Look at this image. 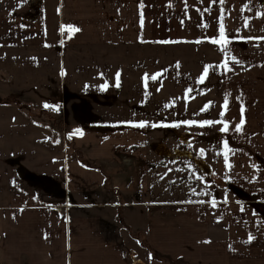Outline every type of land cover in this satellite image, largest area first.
Segmentation results:
<instances>
[{"label":"crops","instance_id":"obj_1","mask_svg":"<svg viewBox=\"0 0 264 264\" xmlns=\"http://www.w3.org/2000/svg\"><path fill=\"white\" fill-rule=\"evenodd\" d=\"M29 2L0 0V48L47 78L33 87L37 99L12 100L25 114L5 120L12 135L0 170L13 181L21 153L53 192L1 188L0 264H264V217L235 191L264 201V0H59L54 18L46 0ZM16 26H25L19 48ZM211 59L218 97H190L186 75L196 72L193 86L204 88ZM147 117L223 121L218 183L229 187L216 196L161 187L175 173L157 171ZM106 216L121 221L118 237Z\"/></svg>","mask_w":264,"mask_h":264},{"label":"rangeland","instance_id":"obj_2","mask_svg":"<svg viewBox=\"0 0 264 264\" xmlns=\"http://www.w3.org/2000/svg\"><path fill=\"white\" fill-rule=\"evenodd\" d=\"M22 4L32 0H19ZM29 2V3H30ZM50 7V13L54 18V13L57 12L56 8L58 6L59 0H46ZM13 14L16 16L18 11H14ZM49 15V19H50ZM51 19L50 23L47 25V32H51L55 34V30L53 29L56 24L55 20ZM45 20V19H44ZM46 21V20H45ZM45 21L42 22L39 26L36 25L35 27H41L42 29H46ZM15 34H13V39L15 40L13 44L19 48V45L22 44V40L25 26H16L15 27ZM26 31L28 29L26 28ZM6 36L4 35V38ZM2 38V36H1ZM12 47V46H10ZM9 52V51H8ZM6 49L0 48V162H4L3 158L5 157V149L8 144H10V136L11 128L8 126L6 118L11 116V112L14 115V122L22 123L21 116L25 114L24 105H17L15 104L18 102L17 100L24 99L27 101H33L37 99L38 95L37 89L33 88L39 82H41L44 78L45 71H43V67H41L37 62L36 63H23L22 60H15L11 61V58L6 56ZM21 59L20 57H18ZM208 59V58H207ZM9 60V61H8ZM116 60V59H115ZM207 61V60H206ZM117 60L112 61L110 63L117 65ZM141 64H146V62H141ZM207 76L206 82L204 84V88L200 86V88L193 86L195 82H198V77L196 72H189L186 77L190 81V89L189 96L190 97H198L202 96L205 91L206 99L212 97H218L219 88L217 82V69L215 70L213 67V60L207 61ZM211 65V66H210ZM194 68V67H193ZM30 69V71L28 70ZM214 71V72H213ZM116 80V77H115ZM194 82V84H193ZM29 85V86H27ZM27 87V88H26ZM30 91V92H28ZM132 91V90H131ZM139 91V90H138ZM148 89L143 90L141 93V98L143 100L148 98ZM117 90H112L108 92L105 96L109 98L110 108L112 106H117L119 102V97L117 95ZM137 93V91L135 90ZM203 92V93H202ZM134 94V93H133ZM146 94V95H145ZM137 95V94H136ZM134 94V96H136ZM185 95V92H184ZM187 95V94H186ZM138 96V95H137ZM103 96L104 100H107ZM94 98V97H93ZM98 98H101L99 96ZM39 99V98H38ZM121 99V98H120ZM12 100H15L13 103ZM122 100V99H121ZM210 111L213 112V108L216 107L214 105L208 106ZM148 105L145 107V113L148 116ZM109 111H106L108 113ZM209 112V110L207 111ZM22 114V115H21ZM113 117H117L115 111L110 112ZM175 116V115H172ZM19 120V121H18ZM80 123V122H77ZM145 123L149 127V134H150V154L154 158L157 153V145H158V164L157 171L158 172H170L174 171L175 174L172 175L170 180L167 183L162 184L161 187L167 188L169 193H171L170 189H174L173 194L179 196H196V195H203L204 191L203 188H206L205 194H209L210 189L213 194H218V190H221V193L225 190V187H229L226 183H218L222 177H225L224 173V148L226 144V137L223 133H219L218 130L223 129V121H214V120H189V121H181L179 119H171V120H160V121H152L150 119H146ZM154 123V129L151 128V124ZM20 130V129H17ZM16 129H14V142L15 144L21 143L22 137L15 136ZM154 135V136H153ZM160 135V136H159ZM165 144L168 146L165 147ZM168 147V149H167ZM177 149V151H175ZM183 152H182V151ZM173 151V152H172ZM18 158V161H16ZM22 157L21 153H17L15 155L14 163L15 167V176L13 181L10 180L8 177L9 175L5 176V169L0 170V190L1 188H5V185L8 184L10 187V182H13V186L11 188L12 191H21V190H30V192H41L43 197L50 199L51 192H53L52 188H49L48 185L43 183H39L38 174L44 171L40 170L39 168H31V170L25 168L21 162ZM156 161V160H153ZM174 163L181 165L183 168L179 169ZM18 166V167H17ZM160 169V170H159ZM51 171V170H46ZM191 171V172H190ZM50 173V172H48ZM4 175V176H3ZM46 179V178H45ZM214 179L216 182L213 184H205L206 181L210 183V181ZM42 182V181H41ZM206 185V187H205ZM43 188L44 190H42ZM5 190V189H4ZM3 190V191H4ZM243 189L240 187H236L235 191H237L239 197L243 200L247 198L253 199L250 201L254 207L258 210V212L264 217L263 213L261 212V205L264 204L262 199H258L257 195L252 196H245L241 193ZM48 192L44 194L43 192ZM250 194V193H249ZM216 196V195H215ZM116 219V218H115ZM104 220L105 229L110 232L111 236H119V232L117 231L119 224H121L120 220H114L106 216ZM132 236L137 237L141 242L145 240V236L143 232H130ZM142 245V244H141ZM143 249V248H140ZM128 258L130 259L131 254H134L132 251L127 250Z\"/></svg>","mask_w":264,"mask_h":264},{"label":"snow or ice","instance_id":"obj_3","mask_svg":"<svg viewBox=\"0 0 264 264\" xmlns=\"http://www.w3.org/2000/svg\"><path fill=\"white\" fill-rule=\"evenodd\" d=\"M221 3H223V0H220ZM75 31H79V29H74ZM221 30H222V34H223V25L221 24ZM214 43H218L219 41H213ZM178 66V65H177ZM207 69H205V73H204V76H207ZM117 78H119V76H117ZM145 79H147V77H145ZM152 79H156V77H152ZM201 82H203V78L201 79ZM191 91V90H189ZM45 107H48V105H45ZM242 127V125H241ZM225 130H227V128H225ZM240 128H237V131H239ZM213 206H215V204H213Z\"/></svg>","mask_w":264,"mask_h":264},{"label":"trees","instance_id":"obj_4","mask_svg":"<svg viewBox=\"0 0 264 264\" xmlns=\"http://www.w3.org/2000/svg\"><path fill=\"white\" fill-rule=\"evenodd\" d=\"M241 193H242L243 195H245V196H250V195L252 196V194H249V193H247V192H245V191H243V190L241 191ZM259 205H261V207H260L261 209H260V210H261V212H262L263 215H264V204L261 203V204H259Z\"/></svg>","mask_w":264,"mask_h":264}]
</instances>
